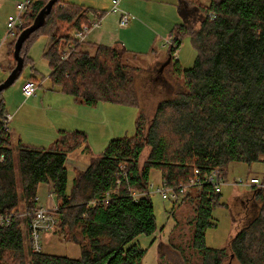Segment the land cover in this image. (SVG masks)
Segmentation results:
<instances>
[{
    "label": "trees",
    "instance_id": "trees-1",
    "mask_svg": "<svg viewBox=\"0 0 264 264\" xmlns=\"http://www.w3.org/2000/svg\"><path fill=\"white\" fill-rule=\"evenodd\" d=\"M178 1L186 17L170 33L173 44L178 47L183 36L188 35L197 51L189 68L181 69L177 60L172 62L173 71L183 78L184 88L159 100L151 117L140 112L130 137L109 140L97 156L90 158L84 171L75 169L69 191L66 159L77 148L87 146L86 133L58 129L49 147L18 142L19 191L10 136L2 124L5 104L0 92V215L10 219L0 226V264H26L25 236L29 264H141L146 249L135 239L152 235L157 229L151 193L147 192L152 170L159 172L166 185H178L193 177L194 168L199 176L213 168L225 176L231 163L250 164L261 159L264 0H210L207 5ZM46 2L32 0L22 29L31 24ZM88 13L103 15L70 0L53 4L42 25L49 26V42L42 54L50 68L48 78L80 104L105 101L140 105L133 74L137 68L123 63V50L93 43L90 53L81 49L70 34L71 29L88 23ZM39 29L22 44L23 67L32 62L25 51ZM67 43L74 47L62 60ZM173 44L167 50L170 56ZM43 183L51 184L57 200L53 209L56 230L59 227L67 231L71 235L68 239L80 246L78 257L36 252L30 247L29 223L38 207V186ZM249 195L253 207H258L256 214L236 231L228 251L239 264H264V189L253 188ZM189 200L193 205L191 241L201 264H222L226 249L205 244L206 230L216 226L212 211L222 204L220 193L205 183L192 188L179 201ZM22 223L26 225L25 235Z\"/></svg>",
    "mask_w": 264,
    "mask_h": 264
},
{
    "label": "rangeland",
    "instance_id": "rangeland-1",
    "mask_svg": "<svg viewBox=\"0 0 264 264\" xmlns=\"http://www.w3.org/2000/svg\"><path fill=\"white\" fill-rule=\"evenodd\" d=\"M70 1L83 3L103 14L102 17L95 14L91 15L92 19L88 23L90 30L94 28L93 23H100L101 26L97 30L94 29L93 32L92 29V33L88 34L87 39L80 42L79 46L92 53L90 42L111 43L114 47L123 50V63L137 68L133 74L140 105L132 106L98 101L94 105L80 103L78 105L86 108L93 107L96 110V115L93 118L87 112L83 115L80 109L78 112L75 110L71 112L72 120H84V122H80L79 127L87 135V146L84 144L77 148L69 154V157L87 161L91 157L97 156L109 140L124 135L130 137L134 133L135 122L140 112L147 118L151 117L159 100L172 97L184 88L182 76L173 71L174 57L168 55L167 50L170 46L169 43L173 44L170 36L171 31L178 24L184 23L186 15L178 0H118L116 12L111 11L114 0ZM191 1L207 5L210 0ZM122 12L130 14L126 27L119 25ZM185 12L187 13L186 9ZM9 14H16L14 0H0V81L15 65L12 58V46L14 47L16 34L6 36V19ZM47 28L49 26H43L39 32L31 36L25 53L32 62L23 67L20 76L14 83L1 91L5 112L12 115L8 129L12 131L10 147L15 159L19 191L20 182L16 156L17 135L19 134L21 140L29 146L49 147V144L57 137L59 127L57 125L67 121V112L73 110V106L76 104L73 102L76 100L71 95L57 90L48 78L50 68L42 55L49 42V30L47 32ZM173 45L177 50L172 56L175 55L178 67L181 69L191 67L197 51L190 37L185 35L178 47ZM168 56H170V61ZM164 63L166 64L164 65ZM175 66L177 67V65ZM30 78L34 79L37 88L33 95L26 98L21 93V86L24 81ZM54 121L57 125L51 131V125ZM147 150L148 147L143 150L140 163L143 162ZM66 166L68 170L67 191H69L74 169L71 163L66 164ZM252 176L264 178V154L259 161L250 164L231 163L226 167L224 176L226 184L221 186L220 192L222 204L215 206L212 211V221L216 226L208 228L205 232V244L207 246L226 249L227 256L222 264H239L237 259L230 256L229 241L238 229L254 217L258 208L257 206L253 207L252 199L249 197L253 188L232 183L239 177L248 181ZM150 183L154 186H159L161 183L160 174L157 170L151 171ZM50 191L44 184L38 186L37 195L40 204L45 206L49 198L56 200L53 192L50 195ZM150 197L157 229L152 235H139L135 239L142 248L146 249L141 264H201L200 255L193 248L191 241L193 230L192 202L189 200L182 203L180 201L171 203L167 199H162L157 192L151 193ZM23 203L21 200L20 208L22 211ZM21 227L25 235L26 225L22 223ZM70 236L67 231L59 227L52 232L42 233L40 235L41 251L72 258L78 257L80 246L68 239ZM24 239L26 264H29V242L26 236Z\"/></svg>",
    "mask_w": 264,
    "mask_h": 264
},
{
    "label": "built area",
    "instance_id": "built-area-1",
    "mask_svg": "<svg viewBox=\"0 0 264 264\" xmlns=\"http://www.w3.org/2000/svg\"><path fill=\"white\" fill-rule=\"evenodd\" d=\"M32 0H15L14 1V8L16 14H9L6 19V36L14 35L18 32V30L22 29L24 14L27 12L30 3ZM113 6L111 8L112 12H116L118 10L117 4L118 0H114ZM129 13L122 12L119 19V25L121 27H126L128 20H129ZM89 23V22H88ZM86 24H82L80 28L74 30L72 37L80 43L84 40L85 36L88 34L90 30V26ZM98 23H93V26H98ZM5 36V38H6ZM172 42V41H170ZM172 45V43H170ZM72 43H67L64 47V51L61 54L62 60L67 57V55L73 49ZM174 47V51L176 52V48ZM173 53L175 54V52ZM172 53V54H173ZM174 57V61L177 60ZM36 83L33 80H26L21 86V92L25 97H29L35 93L36 90ZM11 119L10 114L4 112L2 116V124L5 131H8V123ZM208 183L212 186L213 191L215 193L221 192V186L226 184L224 179V174L218 168H213L210 172L203 176H199V171L197 168H194L193 177L184 183H180L178 185H166L165 182L161 181L159 186H154V184H149V189L147 192L153 193L157 192L160 194L162 199H167L169 201L177 202L181 200L185 194L190 191L192 188H200L203 184ZM232 184L235 185H243L248 186L251 188H263L264 189V180L260 179L256 176H252L248 179V181L243 180L242 178H237L233 181ZM136 196V195H135ZM52 208H46L39 206L34 210L32 215V219L29 223V239H30V247L33 251H41V242H40V235L42 233H49L52 232L56 228L57 218L53 214ZM9 217L0 215V226L9 223Z\"/></svg>",
    "mask_w": 264,
    "mask_h": 264
},
{
    "label": "crops",
    "instance_id": "crops-1",
    "mask_svg": "<svg viewBox=\"0 0 264 264\" xmlns=\"http://www.w3.org/2000/svg\"><path fill=\"white\" fill-rule=\"evenodd\" d=\"M15 1V0H14ZM79 4H82V5H84L83 3H79ZM86 6V5H85ZM90 7V6H89ZM95 11L96 12H98L97 11V9H95ZM91 15H94L93 13H88V22L92 19L91 18ZM100 26H101V24L99 23V25L98 26H96V27H94V28H92L91 30H92V32L94 31V29L95 30H97L98 28H100ZM91 30L89 31V33L88 34H90V33H92L91 32ZM70 34L72 35L73 34V32H74V29H71L70 31ZM88 34L85 36V40L87 39V36H88ZM86 43V42H85ZM88 44V43H87ZM90 44H93V43H91L90 42ZM89 44V45H90ZM96 44H102V45H107V46H114L113 44H111V43H96ZM91 48H93L92 47V45H91ZM81 49H82V46H81ZM162 67V66H161ZM56 88H57V90L59 89L58 88V86H56ZM36 91V90H35ZM22 93V92H21ZM23 95V94H22ZM25 98V97H24ZM26 98H29V97H26ZM25 98V99H26ZM74 103H76L74 106H73V110H71V111H69V112H67V121H64V123H59L58 125H57V123L54 121V123L51 125L52 126V129H51V131H53V129L54 128H56V125L57 126H59L58 127V129H66V130H80V128L81 127H79L80 125V122L82 121V122H84V120H72V117H73V115H71V112H73L74 110L76 111V112H78V111H82V114L84 115L85 114V112H87L88 114H89V116H91L92 118L93 117H95V115H96V110L93 108V107H89V108H86V107H82V106H78V105H80L79 104V102H77V101H73ZM80 109V110H79ZM76 115L78 114V113H75ZM11 116V119H12V115H10ZM10 119V120H11ZM87 120H89V119H87ZM93 121H95L94 119H93ZM90 122H92V121H90ZM78 128V129H77ZM57 129V130H58ZM81 131H83V130H81ZM11 130H9L8 129V133H9V136H10V134H11ZM18 137V139H17V141H16V146H17V144H18V142H20V143H22V144H25L22 140H21V138H20V135L18 134L17 135ZM56 138V137H55ZM55 140V139H54ZM53 140V141H54ZM25 145H27V144H25ZM51 144H49V146H50ZM30 146H32V147H40V145L39 146H37V145H30ZM80 148V147H79ZM13 151V150H12ZM75 151V150H74ZM73 151V152H74ZM17 152V151H16ZM72 153V152H71ZM70 154V153H69ZM69 154H68V157H67V159H66V164H69V163H71L72 164V166H73V169L75 170V169H77V170H80V171H84L87 167H88V162H89V160H87V161H82V160H77V159H73V158H70L69 157ZM67 167V166H66ZM67 172H68V170H67ZM45 186H46V188L48 189V190H51V184L50 183H43ZM52 192V190L50 191V195L52 194L51 193ZM54 195V194H53ZM55 196V195H54ZM39 199H38V195H37V202H36V204L38 205V206H44V205H42V204H40L39 203V201H38ZM49 201H48V203L44 206V207H46V208H52V207H56V205H57V200H52V198H49L48 199Z\"/></svg>",
    "mask_w": 264,
    "mask_h": 264
},
{
    "label": "water",
    "instance_id": "water-1",
    "mask_svg": "<svg viewBox=\"0 0 264 264\" xmlns=\"http://www.w3.org/2000/svg\"><path fill=\"white\" fill-rule=\"evenodd\" d=\"M56 1L57 0H47L44 6L34 16L31 24L22 29L17 35L13 47L15 65L6 75V77L0 82V92L14 83V81L18 78L23 67V57L20 55L22 44L34 31L42 27V25L45 23L46 16L50 13L51 8ZM168 60L170 61V56H168ZM165 64L166 63H164V65Z\"/></svg>",
    "mask_w": 264,
    "mask_h": 264
},
{
    "label": "bare ground",
    "instance_id": "bare-ground-1",
    "mask_svg": "<svg viewBox=\"0 0 264 264\" xmlns=\"http://www.w3.org/2000/svg\"><path fill=\"white\" fill-rule=\"evenodd\" d=\"M172 39V38H171ZM170 44V43H169ZM57 225V224H56Z\"/></svg>",
    "mask_w": 264,
    "mask_h": 264
},
{
    "label": "flooded vegetation",
    "instance_id": "flooded-vegetation-1",
    "mask_svg": "<svg viewBox=\"0 0 264 264\" xmlns=\"http://www.w3.org/2000/svg\"><path fill=\"white\" fill-rule=\"evenodd\" d=\"M161 66V65H160ZM161 69V68H160Z\"/></svg>",
    "mask_w": 264,
    "mask_h": 264
}]
</instances>
